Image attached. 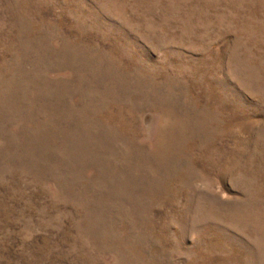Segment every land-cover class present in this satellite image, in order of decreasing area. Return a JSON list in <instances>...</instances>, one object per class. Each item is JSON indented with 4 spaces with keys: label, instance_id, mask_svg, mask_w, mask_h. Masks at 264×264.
Returning a JSON list of instances; mask_svg holds the SVG:
<instances>
[{
    "label": "rangeland",
    "instance_id": "374dc122",
    "mask_svg": "<svg viewBox=\"0 0 264 264\" xmlns=\"http://www.w3.org/2000/svg\"><path fill=\"white\" fill-rule=\"evenodd\" d=\"M0 264H264V0H0Z\"/></svg>",
    "mask_w": 264,
    "mask_h": 264
}]
</instances>
